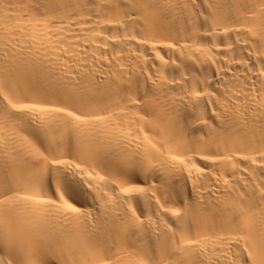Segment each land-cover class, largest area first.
I'll return each mask as SVG.
<instances>
[{"label":"bare ground","instance_id":"6f19581e","mask_svg":"<svg viewBox=\"0 0 264 264\" xmlns=\"http://www.w3.org/2000/svg\"><path fill=\"white\" fill-rule=\"evenodd\" d=\"M12 104L0 264H141L145 243L158 264L259 259L264 0H0ZM36 177L54 203L24 199Z\"/></svg>","mask_w":264,"mask_h":264},{"label":"snow or ice","instance_id":"6c2138e0","mask_svg":"<svg viewBox=\"0 0 264 264\" xmlns=\"http://www.w3.org/2000/svg\"><path fill=\"white\" fill-rule=\"evenodd\" d=\"M11 109H14L15 111H10L9 110V106H6L3 113H0V116H2L4 119L6 120H18V119H22L21 116L17 115V113H22L26 111V108L21 107V108H17L15 104L10 105ZM80 117L78 116L77 119H79ZM36 143L39 145L40 148L43 149V151L45 153H49L51 154L50 151V147L49 144L51 143V141H49V144L45 143V140L43 139L44 136H46L47 134L43 131V130H37L34 133H32ZM65 145L63 143H59L57 145L58 148H62ZM67 147L69 148V150H71L72 145L69 142ZM40 171L41 173L43 172V168L44 165L41 162V164L39 165ZM49 175L51 176V170L49 172ZM11 181L10 179L7 177V175L3 178H0V188H8L10 187ZM39 188H40V180L38 177L34 178L32 181V191L29 195H26L24 197V199L26 200H34L37 203L43 204V203H54V201H45V200H37L36 198L39 196ZM8 194L6 193V198H7ZM60 199L63 200V196H60ZM64 204L66 205V207L68 209H70L73 212H78L79 209L74 208L71 204H68L67 201L64 202ZM251 211V208L249 206H245L244 208H241L239 210H237L236 212V219L238 222H243L245 217L247 216V214ZM180 213L177 212L176 215H179ZM134 222H139V218L134 216ZM143 252L144 255L146 257V259H144L141 264H158V261L154 258L155 257V248L154 247H150L147 243H145L144 247H143ZM258 256L259 259H255L253 257V253L249 252L248 258L246 260H244V264H264V239L261 240L260 245H259V249H258ZM17 264H20L19 261H17ZM104 264H106V262H104Z\"/></svg>","mask_w":264,"mask_h":264}]
</instances>
